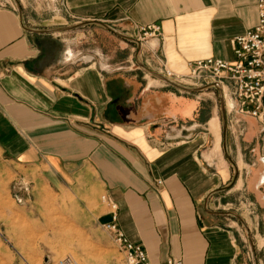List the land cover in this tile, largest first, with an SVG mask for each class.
I'll list each match as a JSON object with an SVG mask.
<instances>
[{
  "label": "crops",
  "instance_id": "crops-1",
  "mask_svg": "<svg viewBox=\"0 0 264 264\" xmlns=\"http://www.w3.org/2000/svg\"><path fill=\"white\" fill-rule=\"evenodd\" d=\"M65 12L72 25L90 22L92 30L99 22L133 39L141 28L159 26L161 38L142 44L140 61L155 71L165 59L184 74L197 60H234L232 41L257 22L255 0H0V153L14 168L37 173L38 187L108 196L119 229L145 248L151 264L170 257L254 264L241 223L211 213L232 208L251 220L241 216L253 226L257 262L264 264V126L245 118L244 137L227 135L229 154L239 150L244 164L233 182L221 160L218 91L180 90L119 66L123 61L74 67L86 59L82 52L26 29L64 25ZM114 56L109 51L108 61ZM97 219H112L102 198Z\"/></svg>",
  "mask_w": 264,
  "mask_h": 264
},
{
  "label": "rangeland",
  "instance_id": "rangeland-1",
  "mask_svg": "<svg viewBox=\"0 0 264 264\" xmlns=\"http://www.w3.org/2000/svg\"><path fill=\"white\" fill-rule=\"evenodd\" d=\"M65 15L68 18V23L49 27L45 30L79 25L71 24L76 20L68 12H65ZM101 29L103 28L97 26L91 30L84 26L76 30L54 31L50 34L60 37L62 42L66 41V44H69V47L71 45L76 53L79 51L82 52L83 56H86V59L76 61L74 67L107 68V63L115 64L117 61L118 63L123 61L119 66L139 68L145 71L136 63L138 54L136 43L122 39L113 33L107 35ZM103 34L110 39H104ZM143 38L141 28L140 34L134 38L135 40L144 44L150 39H155ZM156 38H161V29ZM107 43L112 48L109 51L115 52V56L109 61L107 58L109 45ZM122 46L125 49H121ZM133 49L134 51H132ZM133 52L136 55L135 59H131ZM163 61L155 71L150 68L151 66L142 63L151 71L163 76L160 71L164 67L168 68L167 61L165 59ZM71 62L75 61L71 60L68 64ZM145 73L149 78L157 79L149 72L145 71ZM173 73L182 78L189 73V67L184 74ZM175 83L187 88H198L185 85L186 83ZM224 99L227 135L230 134L233 138L240 140L247 131L245 118L251 117L243 118L234 111L232 112L228 107L230 106L229 97L226 98L224 95ZM219 119L221 138L223 139V121L220 108ZM259 122L260 127L263 128L264 122ZM239 153V150H234L233 155L229 154V156L237 168L243 169L244 164L241 162ZM221 157V160L230 167L233 179L234 167L227 160L222 144ZM237 160L239 164L236 163ZM263 160L264 157L260 158L262 164L264 163ZM28 175L32 178H28ZM36 176L37 173L24 170L22 167L14 168L12 164L5 162L0 153V264H59L61 261H69L75 264H127L126 255L97 219V207L103 196L101 191H87L79 192V195L61 196L47 187H38L41 182L36 179ZM261 184L264 185V178L261 180ZM229 211L241 214L240 216L243 215L251 225V220L247 218L244 210H240L238 213L235 208H232ZM233 220L237 222L235 219ZM239 226L244 233L243 226L241 224ZM250 227L252 236L253 226ZM257 241L260 242V239L257 238Z\"/></svg>",
  "mask_w": 264,
  "mask_h": 264
},
{
  "label": "built area",
  "instance_id": "built-area-1",
  "mask_svg": "<svg viewBox=\"0 0 264 264\" xmlns=\"http://www.w3.org/2000/svg\"><path fill=\"white\" fill-rule=\"evenodd\" d=\"M257 22L245 34L232 41L234 60L232 62L217 58L197 60L189 65V73L178 77L164 67L160 73L171 81L186 83L190 87H202L219 83L226 98L229 97L232 112L244 117L264 122V0H255ZM160 27L142 28L143 39L156 38ZM225 89V91H224ZM163 181L156 182L157 188ZM157 193L158 189L156 190ZM111 212V222L103 228L110 233L114 242L126 255L127 264H151L145 248L133 244L118 227L117 205L106 195L102 197ZM59 264H74L61 261ZM167 264H185L182 260L170 257Z\"/></svg>",
  "mask_w": 264,
  "mask_h": 264
},
{
  "label": "water",
  "instance_id": "water-1",
  "mask_svg": "<svg viewBox=\"0 0 264 264\" xmlns=\"http://www.w3.org/2000/svg\"><path fill=\"white\" fill-rule=\"evenodd\" d=\"M17 3V2H16ZM17 8H18V11H19V14L22 16V11H21V8L20 6L17 4ZM90 22H85V23H81L79 25H76V26H71L69 28H58L56 30L54 29H51V30H32V29H29V28H26L28 31L30 32H33V33H44V34H50V33H53L54 31H57V32H60V31H67V30H76V29H79V28H82L84 26H87ZM97 24H99L100 26L108 29L111 33L115 34L116 36L122 38V39H125L129 42H134L136 43L137 45V49H138V54L136 56V63L142 68L144 69L145 71L149 72L153 77L157 78L158 80L162 81L163 83L169 85V86H172L174 88H177V89H180V90H184V91H189V92H199L201 90H205L207 88H215L218 93H219V96H220V106H221V114H222V121H223V143H222V147H223V151H224V154L227 158V160L230 162V164L234 167V178H233V182H236L237 179H238V176H239V172H238V168L235 166V163L233 162V160L231 159V157L229 156V151H228V147H227V122H226V111H225V99H224V93H223V88L222 86L219 84V83H215L213 85H208V86H205V87H202V88H187V87H184V86H181L179 84H176L175 82L151 71L147 66H145L139 59V52L141 51V47H142V44L139 43L137 40L133 39V38H130V37H127L119 32H117L116 30H114L113 28L109 27L108 25L106 24H103V23H99V22H96ZM264 162V160H263ZM215 215H221V216H232L234 218H236L241 224L242 226L246 229L248 235H249V244H250V249H251V253H252V256H253V259H254V264H258L257 262V258H256V251H255V244H254V241H253V237L251 236V233H250V230L248 228V226L246 225L244 219L237 213L235 212H225V213H216V212H211Z\"/></svg>",
  "mask_w": 264,
  "mask_h": 264
},
{
  "label": "bare ground",
  "instance_id": "bare-ground-1",
  "mask_svg": "<svg viewBox=\"0 0 264 264\" xmlns=\"http://www.w3.org/2000/svg\"><path fill=\"white\" fill-rule=\"evenodd\" d=\"M75 264V263H74Z\"/></svg>",
  "mask_w": 264,
  "mask_h": 264
}]
</instances>
